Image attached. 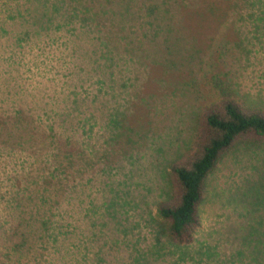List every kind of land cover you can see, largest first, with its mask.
<instances>
[{
    "label": "rangeland",
    "instance_id": "obj_1",
    "mask_svg": "<svg viewBox=\"0 0 264 264\" xmlns=\"http://www.w3.org/2000/svg\"><path fill=\"white\" fill-rule=\"evenodd\" d=\"M71 3L0 0V131L13 136H0V264H264V137L243 136L208 176L197 234L204 254L172 250L156 214L170 191L171 164L183 159L198 115L221 89L243 108L264 110V0L241 4L220 21L203 10L179 11L167 23H190L188 31L203 43L189 48V33L181 29L173 46L188 44L185 58L178 62L179 50L173 51L177 62L169 69L155 62L163 55L158 39L132 45L125 36L131 54L113 60L98 91L92 48L98 30ZM129 4L108 5L105 27L125 29L146 11ZM43 112L58 124L69 122L55 125L48 147V134L25 123L39 113L52 123ZM118 116L119 126L109 123ZM43 145L47 153L38 154ZM55 189L58 221L68 230L48 252L40 247L47 206L39 199H56ZM86 207L94 213L85 215ZM31 218L27 242L22 235Z\"/></svg>",
    "mask_w": 264,
    "mask_h": 264
},
{
    "label": "trees",
    "instance_id": "obj_2",
    "mask_svg": "<svg viewBox=\"0 0 264 264\" xmlns=\"http://www.w3.org/2000/svg\"><path fill=\"white\" fill-rule=\"evenodd\" d=\"M73 8L78 9V13L82 14L88 23L92 24L98 30V33H93V44L99 41L96 47V60L93 61L95 70L94 84L96 85L95 90L105 89L106 77L109 76L108 69L111 67L114 59H127L131 51L128 49V43L125 36H131L133 44L140 41L148 44L149 39H158V47L162 50L160 61L157 63H166L168 69L172 66L174 56L173 51L179 50L178 62L184 60V50L189 44L197 46L198 42L203 43V38L199 40L195 34H190L188 31L190 23L187 26L177 24L172 27L167 23V20L172 17H176L179 11L189 12L188 14H194L198 10L206 11L210 19L214 18L220 21L222 17H226L227 14L230 16L236 15L239 10V6L242 4L243 8H251L254 4L261 3L253 2L252 0H241L240 2L231 0H128L130 1L129 6L131 10H138L141 6L144 7L145 13L143 15L136 16L134 23H128L125 29L118 28L111 31L110 27H105L103 18L109 14L108 5L113 4L121 5L127 3L125 0H71ZM124 1V2H123ZM172 8L180 9L178 11H172ZM259 9L263 13L264 4H259ZM239 14V13H238ZM196 17V16H194ZM179 22H182L179 19ZM217 27V25H215ZM186 30L189 33V42L184 46H173L174 39H178L177 34L181 29ZM206 26L201 27L204 29ZM187 34V32H186ZM92 44V46H93ZM131 47H135L132 46ZM176 47V48H174ZM179 47V48H178ZM119 56V57H118ZM193 56V55H192ZM177 59V58H176ZM226 89H221V92L217 94V98L213 102L209 103L198 115L197 130L193 140L189 147L186 149V154H183L181 160L174 161L170 166V191L166 197L158 202L156 207V214L162 221L163 230L165 237L168 238L171 244V249H177L182 255L191 257V254L196 252L197 254H204V244L198 242V230L201 227L200 219V205L204 199V187L208 176L214 170L219 159L224 152L229 150L233 145L241 141L242 137L246 134H254L257 136L264 137V110L254 108H243L240 106L233 97H230L229 93H226ZM44 113V112H43ZM29 121H26L28 129L32 132L33 129H37L40 126L46 135L45 139H50L46 147L52 146L54 143V137L58 134L55 125L58 121L52 119L47 113L43 114L45 120L52 119V123L45 124L40 119L42 113L32 115ZM38 120H37V118ZM113 120V122H112ZM122 120L118 117L110 119L109 123L119 126ZM64 124H58L63 127L68 125L69 122ZM22 124L21 119H17L14 122L16 127ZM35 124V125H34ZM73 125V124H72ZM46 130V131H45ZM75 130V129H74ZM82 132L90 133L92 129H82ZM7 133L8 138H12V133L8 130L0 131V136ZM18 136V130L15 131ZM28 137H31L30 135ZM18 143L19 141H15ZM5 143H8L5 141ZM45 145L39 148L38 154L45 151ZM185 151V150H184ZM45 154V153H44ZM57 157V154H55ZM69 164L72 163L70 154L64 157ZM45 159H41L43 163ZM84 168L85 165H84ZM40 177V176H39ZM62 194L69 203L71 193L68 188L60 187ZM56 190V189H55ZM25 192V190H24ZM60 191L53 193L56 199L51 200L50 198L41 197L39 200L45 206L43 214L40 215V234L41 237V249L52 252L53 238H60L61 235H66L65 230H68V225L60 223V213L58 212V205L61 198L59 196ZM38 193V191H33ZM26 194V193H25ZM24 194V196H25ZM40 195V194H39ZM42 196V195H41ZM31 198L33 196H30ZM51 197V196H50ZM94 208V207H93ZM96 209V208H95ZM91 212V207H86L85 215L94 213V209ZM103 211H99L102 215ZM57 217V218H56ZM103 218V215H102ZM40 219V218H39ZM28 223V221H26ZM33 219L31 218L27 228L32 227ZM95 222V221H94ZM93 222V223H94ZM90 230L92 222L87 224ZM23 233V239L28 241V234ZM25 244V243H24ZM17 247L22 248L21 244H16ZM176 251V250H175ZM200 251H202L200 253Z\"/></svg>",
    "mask_w": 264,
    "mask_h": 264
}]
</instances>
